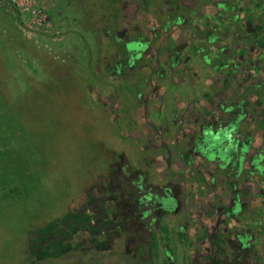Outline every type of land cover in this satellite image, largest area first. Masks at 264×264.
Returning <instances> with one entry per match:
<instances>
[{"label":"rangeland","instance_id":"1","mask_svg":"<svg viewBox=\"0 0 264 264\" xmlns=\"http://www.w3.org/2000/svg\"><path fill=\"white\" fill-rule=\"evenodd\" d=\"M261 70L264 0H0V264H264Z\"/></svg>","mask_w":264,"mask_h":264},{"label":"trees","instance_id":"2","mask_svg":"<svg viewBox=\"0 0 264 264\" xmlns=\"http://www.w3.org/2000/svg\"><path fill=\"white\" fill-rule=\"evenodd\" d=\"M86 220V221H85ZM82 220L79 225H83V224H95L93 222V218L91 216V214L87 215V219ZM75 227H73V225L67 224L62 226L61 228H57V229H51L48 232H44V233H40L39 235V240L36 242V244H34V247L36 250L38 251H45L49 249V246L53 244V239L55 240H59L60 237L62 236H66L67 232H71L72 229H74Z\"/></svg>","mask_w":264,"mask_h":264},{"label":"built area","instance_id":"3","mask_svg":"<svg viewBox=\"0 0 264 264\" xmlns=\"http://www.w3.org/2000/svg\"><path fill=\"white\" fill-rule=\"evenodd\" d=\"M31 2V0H29ZM32 14H34V22L37 26L48 27L50 25L47 14L42 9H37L36 4L32 5Z\"/></svg>","mask_w":264,"mask_h":264},{"label":"crops","instance_id":"4","mask_svg":"<svg viewBox=\"0 0 264 264\" xmlns=\"http://www.w3.org/2000/svg\"><path fill=\"white\" fill-rule=\"evenodd\" d=\"M262 71V70H261ZM264 71H262V73H263ZM263 92H264V90H263ZM260 106L262 107V108H264V100H261V102H260Z\"/></svg>","mask_w":264,"mask_h":264},{"label":"flooded vegetation","instance_id":"5","mask_svg":"<svg viewBox=\"0 0 264 264\" xmlns=\"http://www.w3.org/2000/svg\"><path fill=\"white\" fill-rule=\"evenodd\" d=\"M159 193H160V192H157V193L155 194V195H157V197H156V201H158V202L160 201V197H159L160 194H159Z\"/></svg>","mask_w":264,"mask_h":264}]
</instances>
